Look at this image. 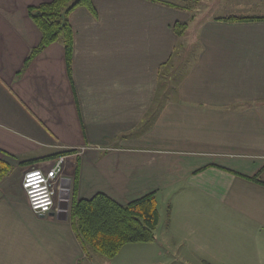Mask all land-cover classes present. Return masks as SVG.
<instances>
[{"label": "crops", "instance_id": "obj_1", "mask_svg": "<svg viewBox=\"0 0 264 264\" xmlns=\"http://www.w3.org/2000/svg\"><path fill=\"white\" fill-rule=\"evenodd\" d=\"M47 1L0 0V164L61 158L70 200L102 192L126 204L154 192L163 228L136 248L167 247L166 231L211 257L215 244L264 264V19H225L264 12L91 0L67 15L68 66L61 40L31 53L41 32L27 9ZM5 175L0 264H84L90 248L69 206L35 214Z\"/></svg>", "mask_w": 264, "mask_h": 264}, {"label": "trees", "instance_id": "obj_2", "mask_svg": "<svg viewBox=\"0 0 264 264\" xmlns=\"http://www.w3.org/2000/svg\"><path fill=\"white\" fill-rule=\"evenodd\" d=\"M92 8L91 0H50L28 7V15L41 32V39L31 53L46 45L62 41L68 66L71 61L72 30L67 21L68 13L76 6ZM225 19L263 20L264 16H229ZM180 24L178 33L184 31ZM69 153L56 154L60 156ZM7 172L0 164V179ZM69 220L81 247L90 248L107 259H113L127 243L151 242L158 220L155 193L149 192L126 204H120L102 192L90 198L72 197Z\"/></svg>", "mask_w": 264, "mask_h": 264}, {"label": "rangeland", "instance_id": "obj_3", "mask_svg": "<svg viewBox=\"0 0 264 264\" xmlns=\"http://www.w3.org/2000/svg\"><path fill=\"white\" fill-rule=\"evenodd\" d=\"M183 6L184 8L191 9V11L198 12L206 16L211 15H220L219 17H225L230 13H234L233 15L242 14H252V13H263L264 12V1L260 0H239L241 2L240 5H236L238 3L237 0H170ZM243 9V10H242ZM264 16V15H263ZM236 17V16H234ZM53 163V162H52ZM51 163H48L45 166H49ZM14 172V173H13ZM24 170H17L16 168H9L5 175L4 183L16 184L20 189V182L22 178ZM65 175V170L62 172V177ZM22 191V189L20 190ZM68 204H70V199H67ZM158 204L161 205L162 209H166L167 205H170V202H164L160 199L158 200ZM157 207V206H156ZM158 212V210H157ZM158 224V225H157ZM157 224L155 228H158V231H161L163 228V223L161 221L160 226L157 220ZM156 231V232H158ZM167 235L166 241L164 242L167 247L165 248H157L155 245H148V249H139L134 246L137 243H127L125 244L118 254V264H140L138 259L142 257H149L151 260L148 264H244V260L241 258L239 254H237V248L232 249H222L221 247L213 244L210 247L211 253L214 256L208 255L206 250H197L191 246H188L186 243L180 242L179 240H173L172 233H166V231L162 232ZM154 238H155V230H154ZM154 240V239H153ZM152 242V241H151ZM143 243V242H142ZM150 243V242H145ZM135 244V245H134ZM161 252V254L157 253ZM244 253V252H243ZM89 258L86 257L84 253V264H115L113 260L107 259L101 256L98 253H95L89 250ZM87 258V259H86ZM109 262V263H107Z\"/></svg>", "mask_w": 264, "mask_h": 264}, {"label": "built area", "instance_id": "obj_4", "mask_svg": "<svg viewBox=\"0 0 264 264\" xmlns=\"http://www.w3.org/2000/svg\"><path fill=\"white\" fill-rule=\"evenodd\" d=\"M62 159L49 166H32L22 174L20 186L31 211L46 215L59 210V189L62 181Z\"/></svg>", "mask_w": 264, "mask_h": 264}, {"label": "water", "instance_id": "obj_5", "mask_svg": "<svg viewBox=\"0 0 264 264\" xmlns=\"http://www.w3.org/2000/svg\"><path fill=\"white\" fill-rule=\"evenodd\" d=\"M69 186V181L66 178H62L59 193H58V203H59V209L62 211V213L67 214L68 211V197H69V192L67 187Z\"/></svg>", "mask_w": 264, "mask_h": 264}, {"label": "flooded vegetation", "instance_id": "obj_6", "mask_svg": "<svg viewBox=\"0 0 264 264\" xmlns=\"http://www.w3.org/2000/svg\"><path fill=\"white\" fill-rule=\"evenodd\" d=\"M63 178V177H62Z\"/></svg>", "mask_w": 264, "mask_h": 264}]
</instances>
